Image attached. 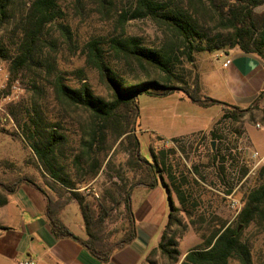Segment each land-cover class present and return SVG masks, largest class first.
<instances>
[{
    "label": "rangeland",
    "instance_id": "374dc122",
    "mask_svg": "<svg viewBox=\"0 0 264 264\" xmlns=\"http://www.w3.org/2000/svg\"><path fill=\"white\" fill-rule=\"evenodd\" d=\"M31 1L22 0L17 3L10 22L0 31V40L11 53L14 51L12 44L18 40L25 24L22 17ZM135 2L136 0H111L106 4L108 8L103 9L98 0H83V7H79L75 0H59L62 17L52 20L44 29L37 68L31 73L19 74V78L13 81L10 62L0 60V125L6 129L0 131V182L11 178L6 183L13 184L14 181L29 178L51 199H59L57 191L64 194V199L70 195L66 186L45 171L24 140L22 131L7 109L13 103L18 104L16 107L22 108V111H31L34 103L38 102L44 113L58 122L60 132L67 137L66 143L58 152L59 163L63 166L62 174H68L77 183V190L85 194L94 195L97 192L100 197L105 190H115L113 183L126 190L137 179L145 177L143 167L131 156V150L134 151L133 137L139 139L142 155L149 159L150 147L157 151L170 150L169 159L179 172L186 174L192 187V196L185 206L173 195L175 204L180 208V221L171 226L169 233L177 241L180 261L169 258L157 247L142 264H180L188 251L202 245L203 234L209 235L216 225L220 226L224 222L227 225H237L244 199L255 185L258 171L264 165V98L262 96L258 102L248 106L249 110L246 111L248 107H201L189 99L186 102L181 100V97L187 96L182 89L166 96L139 94L140 119L134 121V113L131 112L129 118L126 107L120 108L112 126L106 131L104 149L93 153L101 162L96 176L78 183L87 166H82L76 156L80 152L81 135L86 131L84 128L91 116L76 105L57 99L54 83L60 78L65 84L80 88L87 82L95 95L106 101L112 99L99 71L87 62L91 40L102 44L109 64L126 84H140L152 79L165 82L167 76L154 67H142L137 62L115 55L109 45L111 37L136 36L149 47L179 46L176 48L178 59L175 60L174 70L179 78L187 82L190 91L195 90L198 73L196 60L200 52L194 54L195 60L191 62L187 58L186 47L178 44L170 30L150 17L125 22L119 20L122 13H130ZM255 11L264 14V3L257 6ZM209 22L212 34L222 32L225 38L229 37L227 34L231 30L221 24V21ZM61 24L70 26V39L61 31ZM262 32L263 29L260 28L259 33ZM229 49V45H226L221 49L204 51L200 55L207 58V62L220 67L227 58L225 51ZM33 76H37V92L33 86ZM177 84L185 88V84ZM211 121L214 123L210 129L174 137L176 139H165L152 133L157 129L162 134L172 136L195 127L200 122L203 124ZM126 130L129 132L125 133ZM212 130L217 134L216 139L211 134ZM224 151L229 153L225 160L220 155ZM256 153L259 154L258 157H254ZM243 168H247V173L241 177ZM231 186L232 192L228 193ZM116 190L115 197L120 199L122 193ZM2 192L5 193L0 188V195L5 196ZM233 199L238 200L240 208L232 207ZM104 228V234L112 242L119 241L126 234L129 222L123 204L115 207ZM242 232L251 244L253 263L264 264V228L252 223L243 228ZM230 263L238 264V261L232 259Z\"/></svg>",
    "mask_w": 264,
    "mask_h": 264
},
{
    "label": "trees",
    "instance_id": "16d2710c",
    "mask_svg": "<svg viewBox=\"0 0 264 264\" xmlns=\"http://www.w3.org/2000/svg\"><path fill=\"white\" fill-rule=\"evenodd\" d=\"M22 0H0V31L10 22L13 10L17 3ZM59 0H32L22 17L25 23L18 40L13 42L14 51L0 40V60L10 62V73L13 81L18 79L19 74L33 72L37 68L39 56H41V38L46 25L52 20L62 17V10L58 6ZM100 6L106 9V4L111 0H98ZM79 7H83V0H75ZM264 0H136L135 5L120 15L122 22L129 19L150 17L160 26L170 30L178 44H183L187 49V58L193 62L194 54L203 51L221 49L226 45L230 48H239L246 53L257 54L264 62V14H259L255 8L262 5ZM210 20L221 21L231 32L228 38L224 33L212 34ZM224 21V23H223ZM70 26L61 24V31L67 39L71 38ZM260 28L263 32L260 34ZM110 48L115 55L137 62L142 67H154L163 72L167 79L160 82L157 79L144 81L138 84H126L117 72L111 67L105 49L97 40H91L88 45L87 62L96 67L101 78L111 92L112 99L106 101L95 95L87 82L80 88H73L65 84L60 78L54 83V94L59 100L67 101L89 113L90 120L85 126L86 131L81 135L80 152L76 158L83 169L80 182H86L96 176L101 166L100 159L93 153L102 151L107 138L106 131L112 126L116 114L120 108L126 107L128 117L130 113L134 121L140 119L138 105L139 94L146 93L152 96H166L182 89L185 94L201 107H210L221 104L223 107L231 106L205 95L202 91L199 73L196 75L195 90L190 91L187 82L179 78L175 67L178 59L177 47H149L144 45L136 36H113L109 40ZM33 86L37 92L39 89L37 76H33ZM185 84V88L177 86V83ZM264 93V92H263ZM263 93L255 100L258 102ZM253 103V104H254ZM34 103L31 111H22L16 107L18 104H9L7 109L15 120L17 127L22 131L24 140L30 145L39 163L45 171L56 181L69 189L68 198L54 200L47 196L36 182L29 178L14 181L13 184L0 182V188L5 194L14 192L22 181H28L37 189L41 190L47 198L46 214L54 236L60 238H73L81 242L97 259L102 262L110 260L112 255L119 249L130 244L136 237V221L132 208V191L135 186L143 184L149 188L157 185L165 187L168 193L170 213L168 222L164 228L162 239L157 249L176 262L180 261V250L176 247L175 237L170 236V228L174 223H179L180 208L175 204L173 195L183 206L192 196V187L186 174L179 172L169 159L170 150H155L150 147L151 159L142 155L141 143L137 137H133L134 151L131 150L138 163L145 171V177L137 179L135 184L126 190L113 183L112 189L105 190L96 198L93 194H85L77 190L68 174H62L63 166L59 163L58 152L67 141L65 134L60 132V125ZM22 104H20L21 106ZM16 107V108H15ZM238 108V106H233ZM249 110V107L245 109ZM0 131H6L0 125ZM126 130L125 133H128ZM216 139L217 134L211 131ZM176 139V138H173ZM227 150V149H226ZM221 157L225 160L229 153L222 152ZM166 173V174H165ZM247 173V168L241 170V177ZM166 175V176H165ZM122 193L120 199L115 197V191ZM233 186L228 190L232 192ZM75 201L80 207L84 225L88 237L82 239L73 233L60 218V212L70 202ZM8 202L7 196L0 195V206ZM119 204L125 207L126 218L129 228L126 234L117 242H112L106 234L104 227L111 217L112 211ZM255 223L264 228V165L259 169L255 185L244 199V205L237 217V225H227L226 222L215 226L209 235L203 234L201 246L187 252L180 264H231L236 259L238 264H254L252 247L244 238L243 228ZM242 226V229H241ZM155 250V249H154Z\"/></svg>",
    "mask_w": 264,
    "mask_h": 264
},
{
    "label": "crops",
    "instance_id": "0c3cea01",
    "mask_svg": "<svg viewBox=\"0 0 264 264\" xmlns=\"http://www.w3.org/2000/svg\"><path fill=\"white\" fill-rule=\"evenodd\" d=\"M225 52L227 58L220 67L207 62V58L200 55L202 52L197 54L202 91L226 105L246 108L264 92V62L257 54L246 53L237 47ZM227 61L229 63L225 65ZM187 99L192 101L188 96L181 97L186 102ZM213 123L200 122L172 136L157 129L152 133L171 139L206 131ZM5 196L8 202L0 206V264H18L26 257L36 260L37 264H142L159 246L170 213L168 193L161 184L155 188L143 184L134 187L131 201L136 237L116 251L109 261L102 262L78 240L54 236L46 214V195L33 184L22 181L14 192ZM60 218L77 236L88 237L80 207L75 201L63 208Z\"/></svg>",
    "mask_w": 264,
    "mask_h": 264
},
{
    "label": "built area",
    "instance_id": "2783aa9c",
    "mask_svg": "<svg viewBox=\"0 0 264 264\" xmlns=\"http://www.w3.org/2000/svg\"><path fill=\"white\" fill-rule=\"evenodd\" d=\"M227 63H229V61H227L226 63H225V65L227 64ZM258 153H256L255 155H254V157H258ZM94 195L96 196V197H99V194L97 193V192H94ZM232 207H234V208H240L241 206H240V203L238 202V200H234L233 199V201H232ZM18 264H37V261L36 260H34V259H32V258H29V257H26V258H22V259H20L19 261H18Z\"/></svg>",
    "mask_w": 264,
    "mask_h": 264
},
{
    "label": "water",
    "instance_id": "95a60500",
    "mask_svg": "<svg viewBox=\"0 0 264 264\" xmlns=\"http://www.w3.org/2000/svg\"><path fill=\"white\" fill-rule=\"evenodd\" d=\"M214 143V142H213Z\"/></svg>",
    "mask_w": 264,
    "mask_h": 264
}]
</instances>
